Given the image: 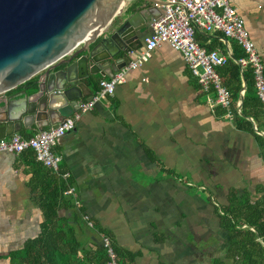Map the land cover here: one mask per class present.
Instances as JSON below:
<instances>
[{
	"label": "crops",
	"instance_id": "0c3cea01",
	"mask_svg": "<svg viewBox=\"0 0 264 264\" xmlns=\"http://www.w3.org/2000/svg\"><path fill=\"white\" fill-rule=\"evenodd\" d=\"M230 2L264 64V0ZM128 3H145L147 35L162 0ZM196 38L233 62L243 53L219 31L198 30ZM239 71L236 113L229 120L221 107L207 105L182 53L161 42L55 145L62 155L60 171L75 184L80 201L77 207L66 194L59 214L75 227L81 264H100L102 232L112 238L119 263L213 264L225 259L228 231L220 206L244 200L264 205V151L258 139L264 137V112L239 115L246 91L244 69ZM103 76L93 74L88 86L94 91ZM221 76L234 94L235 75L229 70ZM24 87L29 86L6 94ZM39 128L33 124L18 132L29 136ZM39 166L28 152L0 151V264H12L11 253L41 232L45 214L32 187ZM81 210L91 216L93 227L81 218Z\"/></svg>",
	"mask_w": 264,
	"mask_h": 264
},
{
	"label": "water",
	"instance_id": "95a60500",
	"mask_svg": "<svg viewBox=\"0 0 264 264\" xmlns=\"http://www.w3.org/2000/svg\"><path fill=\"white\" fill-rule=\"evenodd\" d=\"M126 1L0 0V138L57 126L94 92L90 76L111 77L132 59L148 21L145 3ZM34 75V91L6 94Z\"/></svg>",
	"mask_w": 264,
	"mask_h": 264
},
{
	"label": "built area",
	"instance_id": "2783aa9c",
	"mask_svg": "<svg viewBox=\"0 0 264 264\" xmlns=\"http://www.w3.org/2000/svg\"><path fill=\"white\" fill-rule=\"evenodd\" d=\"M149 26L150 32L144 36L142 46L132 50V59L118 68L111 77H101L98 88L79 100L75 112L67 115L57 126L39 128L29 136L14 132L0 138V151L18 154L33 150L37 161L61 173L62 155L55 150V145L67 132L76 127V121L83 112L92 109L101 98L112 94L115 86L125 81L126 73L145 62L161 42H167L182 53L201 91L205 94L207 105L211 109L221 107L224 116L233 120L236 112L233 108L232 93L224 85L218 70L226 63L228 55L218 49H206L202 46L196 38L198 30L219 31L241 47L243 55L237 58L236 62L242 70L247 67L252 69L254 87L264 112V64L249 36L243 18L230 0H162V11L151 16ZM61 174L67 178V173ZM65 193L73 197L77 207L80 205L74 183L68 185ZM79 213L88 226H94L93 219L88 213L83 210ZM101 244L108 256L106 264H119L118 251L108 234L101 233Z\"/></svg>",
	"mask_w": 264,
	"mask_h": 264
},
{
	"label": "trees",
	"instance_id": "16d2710c",
	"mask_svg": "<svg viewBox=\"0 0 264 264\" xmlns=\"http://www.w3.org/2000/svg\"><path fill=\"white\" fill-rule=\"evenodd\" d=\"M238 56L235 55V58H239ZM239 67L237 62L228 58L226 63L218 69L221 75L229 70L235 75L237 86L234 88L232 98L233 95L238 96L241 88ZM243 78L246 81V91L239 115L247 117L249 114L254 115L255 111L263 112L250 67L244 69ZM37 80L38 75H34L18 86L33 88L37 85ZM98 82L94 85L95 90L98 88ZM223 83L229 89L228 83L225 81ZM258 139L264 151V137L259 136ZM24 152H28L36 159L33 150L22 153ZM38 163L40 166L37 168V176L32 180V187L34 193L38 194L45 220L37 236L27 239L23 247L11 253L12 264H81L82 259L77 254L79 242L75 227L68 218L59 214L61 198L65 199L67 196L65 190L72 181L41 162L38 161ZM220 208L224 212L221 216L228 231V244L225 259L217 258L213 264H264V205L261 202L251 203L244 200L234 201L231 205L220 206ZM76 216V213H73L72 217L76 218ZM103 249L100 264H106L108 260L106 250ZM120 263L129 264L125 260Z\"/></svg>",
	"mask_w": 264,
	"mask_h": 264
}]
</instances>
